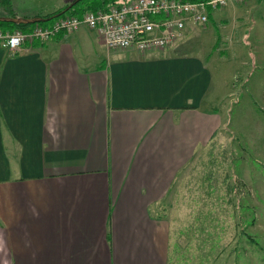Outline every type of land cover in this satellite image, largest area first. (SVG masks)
<instances>
[{
    "label": "crops",
    "instance_id": "crops-1",
    "mask_svg": "<svg viewBox=\"0 0 264 264\" xmlns=\"http://www.w3.org/2000/svg\"><path fill=\"white\" fill-rule=\"evenodd\" d=\"M208 15L163 49H109L88 26L0 45V264H199L200 227L164 203L178 172L230 126L264 160V0Z\"/></svg>",
    "mask_w": 264,
    "mask_h": 264
},
{
    "label": "rangeland",
    "instance_id": "rangeland-1",
    "mask_svg": "<svg viewBox=\"0 0 264 264\" xmlns=\"http://www.w3.org/2000/svg\"><path fill=\"white\" fill-rule=\"evenodd\" d=\"M59 1L14 0L27 3L28 8L54 6ZM235 127L238 130L237 124ZM260 127L259 138L264 142V121ZM246 134L255 137V131ZM235 138L230 126V130L220 129L208 145L200 146L178 172L164 201L168 214L178 220L176 226L184 229L197 223L200 227L199 240L187 242L196 243L199 264L208 258L211 264H264L263 155L256 153L252 157L257 161L251 162Z\"/></svg>",
    "mask_w": 264,
    "mask_h": 264
},
{
    "label": "built area",
    "instance_id": "built-area-1",
    "mask_svg": "<svg viewBox=\"0 0 264 264\" xmlns=\"http://www.w3.org/2000/svg\"><path fill=\"white\" fill-rule=\"evenodd\" d=\"M239 1L245 0H129L108 10L68 15L50 26L37 25L29 31L0 30V43L14 52L26 42L47 41L60 33L88 26L98 31L102 43L109 49H163L183 38L189 22H208L209 8H222L229 2Z\"/></svg>",
    "mask_w": 264,
    "mask_h": 264
},
{
    "label": "trees",
    "instance_id": "trees-1",
    "mask_svg": "<svg viewBox=\"0 0 264 264\" xmlns=\"http://www.w3.org/2000/svg\"><path fill=\"white\" fill-rule=\"evenodd\" d=\"M127 1L129 0H125V1H121V0H79L76 4H74L69 9H67V7L69 6L67 5L53 13L44 15L43 17L49 18L46 21H40L36 23H27V24H16L14 22L0 21V30H2L3 32H7V31L14 32L15 30H18V29L23 30V31H29L37 25L50 26L57 19L66 17L68 15L82 16L83 13L87 11L108 10L111 6L115 4H119V3L127 2ZM63 11L65 12L60 14L59 16H56V14H59ZM0 16L17 17L16 14H0Z\"/></svg>",
    "mask_w": 264,
    "mask_h": 264
},
{
    "label": "water",
    "instance_id": "water-1",
    "mask_svg": "<svg viewBox=\"0 0 264 264\" xmlns=\"http://www.w3.org/2000/svg\"><path fill=\"white\" fill-rule=\"evenodd\" d=\"M79 0H75L72 2L67 9L71 8L74 4H76ZM66 11V10H65ZM65 11L56 14V16H59L60 14L64 13ZM49 18L39 16V17H32V18H27V17H11V16H0V21H7V22H14L16 24H27V23H36L40 21H46Z\"/></svg>",
    "mask_w": 264,
    "mask_h": 264
}]
</instances>
